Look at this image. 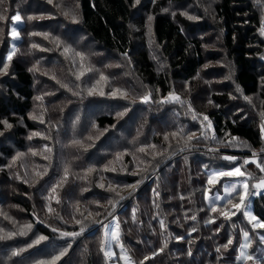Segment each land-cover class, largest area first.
<instances>
[{
    "label": "trees",
    "instance_id": "obj_1",
    "mask_svg": "<svg viewBox=\"0 0 264 264\" xmlns=\"http://www.w3.org/2000/svg\"><path fill=\"white\" fill-rule=\"evenodd\" d=\"M134 1L77 0L79 23L74 32L79 30L105 53L118 56L131 53L134 51L130 29ZM165 1L182 7L191 0ZM2 2L0 0V16L6 12ZM12 2L15 7L16 3ZM213 9L223 37L225 58L232 63L234 73L231 83L223 81L219 84V93L214 92L209 96L211 109L202 113L196 105L195 110L208 117L211 124V128L207 129L209 142L218 151L222 152V147L227 146V141L232 137L248 144L251 149L259 150L262 139L257 118L233 114L229 107L236 93L246 97L259 93L264 100V35L261 34L258 8L251 0H219ZM16 12L25 16L23 11L14 8L13 14ZM176 22L157 14L153 20V35L161 46L164 58L171 64L169 79L192 86L191 90L196 94L202 86L201 73L205 71L206 57L216 59L221 56L204 53V45L196 33L214 30L215 26L211 27L207 21L190 23L184 18ZM9 24L6 23L5 28ZM17 55L15 53L8 61L10 71L2 80L4 90L0 91V135L5 131L4 122L14 129V133L0 141V156L11 158L16 152L31 151L38 154L37 159L45 165L46 170L33 171L27 166L28 159L17 168L10 164L13 157L8 165L0 163V176L6 181L10 175L14 177L9 185L18 192L12 196V203L21 210L23 219L20 222L26 233L16 234L14 239L19 243L8 245L13 252L24 249L26 254L10 260L8 264H19L18 261L21 264H40L41 261H50L65 249L66 254L57 261L59 264H112L100 250L102 246L105 247L102 241L106 222L111 220L119 224L120 243L131 257L132 264H237L243 233L250 232L247 223L234 219V215L231 219L218 215L217 209L225 204H208L202 194L193 213L183 205V200H178L180 192L176 193V186L172 188L167 173H162L164 180L161 178L158 184L153 176L160 165L155 169L147 167L148 158L165 147L160 145L157 136H152L142 146L139 142L132 146L120 142L123 137L124 141L132 137L131 131L123 128L130 121L124 125L118 122L113 112L104 109L105 102H77L63 107L58 104L59 99L50 97L43 102L39 99L43 114L38 113V117L33 119V100L40 94L33 90L35 79L26 68L24 58ZM1 59L3 61V57ZM134 59L144 78L159 89L161 96L171 92L166 76L154 74L145 53L137 54ZM210 72L206 71L203 75ZM70 92L69 95L75 94L73 89ZM120 110L126 111L127 108L118 106L114 112ZM182 124L186 128L189 126L186 121H182ZM113 130L116 134H113ZM168 131L160 130L159 133ZM62 132L64 135H60ZM29 134L33 135L31 139L30 136L26 138ZM66 147L69 151L64 150ZM45 148L52 151L46 152ZM120 151L123 155L117 156ZM65 168L68 169L66 180ZM89 169L93 171L89 172ZM143 170L149 180L144 198V190L140 186L144 179L140 176ZM41 180L48 188H44ZM36 185L44 189L41 195L36 192ZM53 188L56 189L55 193ZM47 196L52 198L47 199ZM236 196L240 198V191ZM169 199L171 201L167 202ZM49 207L53 209L52 212L48 211ZM252 213L264 223V196L252 199ZM0 219L3 220L1 216ZM220 220L223 228H219ZM161 221L164 222L163 228ZM29 224L32 225L31 229L25 227ZM2 227L11 228L8 224ZM53 228L57 231H53ZM81 228L84 231L77 237L61 235L64 232H80ZM39 236H46L47 239L36 244ZM229 240H232L230 245ZM225 245L228 246L224 252L222 248ZM252 256L258 264H264V254ZM242 264L252 262L246 260Z\"/></svg>",
    "mask_w": 264,
    "mask_h": 264
},
{
    "label": "rangeland",
    "instance_id": "obj_2",
    "mask_svg": "<svg viewBox=\"0 0 264 264\" xmlns=\"http://www.w3.org/2000/svg\"><path fill=\"white\" fill-rule=\"evenodd\" d=\"M12 1L16 3L15 7ZM12 1L3 0L2 2L6 12L1 15L4 19H0V22H3L0 23L2 28L0 30V55L1 58L3 57V61L0 58V67H2L0 68V91L4 90L2 80L10 71L8 63L10 61L8 59L9 53L15 48V53L24 58L26 68L34 76L33 90L35 93L38 92L40 94L39 97L42 102L50 97L59 99L58 104L63 107H67V104L70 103L76 104L77 102L83 104L90 101L95 103L105 102V108H103L108 112H113L118 122L124 125V123L130 121V124L123 128L129 132L131 131L132 137L125 141L123 137L120 142H125V144L130 146L139 142V145L142 146L148 143L152 136H157L160 145L166 147V149L164 147L162 150H157L153 157L148 158L147 167H154L155 169L160 165L159 168L154 170L156 172L153 179L157 183H161L162 173H167L170 176L172 188L176 186V193L180 192L178 200H183L185 202L183 205L189 207L193 213H195L193 210H196L198 206L197 199L202 194L205 198L207 196L208 204H225L217 209L218 215H221L222 210H228L229 212H235L234 219L247 223L248 227H246L250 229L248 241H245L243 235L238 256L236 257L237 264H242L246 261L242 258L238 259L241 251L251 256L264 254V239H262L264 238V228L258 227L254 229L243 214V210L252 213L253 198L264 196V189L257 190L252 187L264 177V172H261L260 168L257 167V164L264 167V135L261 133V124L264 123V116L261 115V113H264V100L260 98L259 93L251 97L236 93L229 104L231 113H240V115L243 114L245 117L257 118L262 139L259 150L251 149L248 144L241 141L229 140L226 143L227 146L222 147L223 150L228 152L218 151L216 146L210 145L209 132L207 130L209 121H205V115L202 114L212 107L209 96L211 94L214 95V92L219 93L221 90L219 84L223 83V81L231 83L234 73L232 63L225 58V51L222 48L223 43L221 41L223 39L222 33L214 18L213 8L219 0H191L189 4L182 7H176L165 0H139V2L135 0L133 21L130 24V29L133 33L134 51L124 56L105 53L79 30L76 29L77 31L74 32L79 23L77 0H51V2L50 0ZM251 1L258 8L257 12L260 15L262 26H264V0H259V3L257 0ZM14 8L17 11H23L25 16H21L17 12L13 14ZM17 14L22 18V23L15 25L17 30L20 31V39L13 41L9 35L14 26L11 18ZM157 14L167 16L175 22L184 18L190 23L207 21V24L211 27L215 26L214 30L196 33V37L200 38L204 45V53L209 52L221 55L216 59L206 57L205 71L201 73L202 86L196 91V94L192 92V86L182 81L173 82L168 77V74H171V71L169 72L171 64L164 58L161 46L158 45L153 35V20ZM29 16L35 17V19L28 20ZM189 17L192 18L190 19ZM6 23H10L7 28H5ZM34 32L41 35H32ZM44 33L48 34L47 39L44 38ZM34 43L38 45L37 48H32ZM20 44L23 46L19 47ZM65 48H68L69 51L65 52ZM139 53H145L148 64L151 65V69L156 76H166L168 85L171 88L169 94L161 96L159 89L155 88L144 78L143 72L138 69L137 62L134 59V56ZM5 64L8 65L6 70H4ZM56 65H61V67ZM206 71L211 72L203 75ZM77 76H79V79H77ZM101 76H104L105 79L101 80ZM71 88L74 90V95H69L71 93L70 90L72 91ZM90 90H93L91 95L89 94ZM114 92L115 96H113ZM170 94L179 96L181 101L185 103L168 101L167 98ZM146 95L149 96L147 103L143 102V97ZM38 101L39 99L36 97L33 100L35 117H38V113L43 114V111L40 110L43 106L42 102ZM196 105L202 113H198L195 110ZM118 106L127 108V110L114 112V109H117ZM190 108L191 111L189 110ZM121 113L123 115H120ZM193 113L196 114L195 120L192 118ZM182 121L189 122V126L187 128L185 125L182 126ZM17 127L20 128V126ZM156 130H158V133ZM160 130L169 131L163 134L159 133ZM112 132L116 134L114 130ZM173 132L177 133L175 137L172 136ZM11 133H14V129L5 126V131L0 135V141H3ZM60 135H64V132ZM29 136L33 135L29 134L26 138ZM165 136L168 137L167 140H165ZM189 136L193 138L189 140ZM58 150L59 148L56 149L55 153ZM64 150L69 151V148L66 147ZM150 150L153 149L150 148ZM15 151L16 149L13 150V153ZM146 152L148 153V150ZM235 152H244L246 154L240 155L235 154ZM253 153H256V163L244 164L245 160L252 161L254 159ZM18 154H22L19 159H17ZM121 155H123L122 151L117 156ZM224 156H232L236 159L225 160L223 159ZM12 157L14 159L10 161V164L16 168L23 164L24 160L28 159L27 166L33 171L38 169L46 170L45 165H42V162L37 159L38 154L33 155L31 151H19ZM11 158L0 156V163H7L6 165H8ZM237 167H240L246 173L244 177L226 176L220 178L215 185L208 183L211 173L232 171ZM20 173L23 174V170ZM145 173L146 171L143 170L140 174L144 178L140 183V186L142 185L141 189L144 190V193H142L143 198L147 195V192H145L147 188L145 187H148L149 184ZM21 177L23 180L25 179L23 176ZM13 178L10 175V178L6 181L0 176V216L3 219H0V236L5 237L0 239V264H8L10 260L22 258L26 254V252L19 251V255L13 256L12 249L8 247V245L19 243L15 242L14 237L16 234L20 235L23 224L20 222L23 219L20 208H17L12 203V196L18 192L12 185H9ZM162 179L164 180V178ZM57 181H60V179H57ZM40 182L44 188H48V185L43 180ZM245 184L248 186L249 195L245 205L242 206L243 210L237 211L232 205L236 201L239 203L240 198L236 195L238 191H240V195L244 192L243 186ZM38 185L35 186L36 192L41 195L44 189H41V186L38 187ZM232 185H235V191L229 196L226 194L225 189ZM229 200L231 203H228ZM170 201L171 199L167 200V202ZM7 212L9 214H6ZM16 213L20 215H16ZM5 220L8 221L6 222L11 228L2 227L7 225L4 222ZM220 223L219 228H223L224 224L221 220ZM116 225V220L106 222L103 234L107 228L109 236L105 243V249L113 254L109 258L112 264H124V260L121 259V248L111 238V233L116 230ZM209 232L210 229H208ZM8 233L12 234L11 238H8ZM219 239L223 240L222 237ZM245 243H248L249 247L242 249L241 245ZM226 250V247L222 248V251L225 252ZM66 257L67 255L64 259ZM82 257H84V254ZM25 262L28 263L29 260H25ZM18 263L21 264L22 262L18 261ZM56 264L59 263L56 262Z\"/></svg>",
    "mask_w": 264,
    "mask_h": 264
},
{
    "label": "snow or ice",
    "instance_id": "obj_3",
    "mask_svg": "<svg viewBox=\"0 0 264 264\" xmlns=\"http://www.w3.org/2000/svg\"><path fill=\"white\" fill-rule=\"evenodd\" d=\"M51 2V0H50ZM137 2H139V0H137ZM257 2L259 3V0H257ZM190 19L192 17H189ZM0 19H4V17L0 16ZM12 23H13V27L11 29V31L9 32V35L11 36V39L13 41L15 40H19L20 39V31L17 30V28L15 27V25L17 24H20L22 23V18L19 14L13 16L12 18ZM28 20H32V19H35V17H32V16H29L27 18ZM73 22H75V20H73ZM261 34L264 35V26L261 27ZM32 35H41L40 33H32ZM44 38L47 39L48 38V34L47 33H44L43 34ZM38 45H36L35 43L32 44V48H37ZM43 50V49H41ZM65 52H68L69 49L68 48H65L64 49ZM15 52H16V49L13 48L12 52L9 53V56H8V59L11 60L12 59V56L15 55ZM77 55H79V53H77ZM81 59H83V57H81ZM8 67L7 64L4 65V70H6ZM31 70V69H30ZM82 74V73H81ZM77 79H79V76H77ZM101 80H104L105 77L104 76H101L100 77ZM239 91V89H237ZM92 91L93 90H90L89 91V94L91 95L92 94ZM119 91V90H117ZM101 95H103V93H101ZM113 96H115V92L113 93ZM37 99H40V97H37ZM168 101H171V102H177V103H185L184 101H181V98L175 94H170L169 97L167 98ZM149 101V96H144L143 97V102L147 103ZM191 111V108L189 109ZM120 115H123V113H121ZM262 116H264V113H261ZM33 119H36V117H32ZM194 120L196 119V114L193 113V117H192ZM204 120L207 121L208 120V117L205 116L204 117ZM5 123V126L10 128L11 125L10 124H7V122H4ZM41 123H43V120L41 119ZM208 128L210 129L211 128V124L209 122L208 124ZM261 133L262 135H264V123L261 124ZM33 135H38V133H33ZM177 135V133L173 132L172 133V136L175 137ZM193 137L192 136H189L188 139L191 140ZM29 139H31V137H29ZM168 137L165 136V140H167ZM237 138L236 137H232V140L235 141ZM247 146V145H245ZM154 147V146H153ZM45 151L46 152H51L52 150L50 148H45ZM141 152L144 151L143 148L140 149ZM22 155V154H18L17 156V159H19V156ZM33 155H36V153H33ZM253 157L254 159L252 161H249V160H245L244 161V164H248V163H256V160H255V157H256V153H253ZM45 159H47V157H45ZM223 159L225 160H235L236 158L235 157H232V156H224ZM257 167L260 168V171L261 172H264V167H262L260 164H257ZM107 170V169H106ZM89 172L93 171L92 169H89L88 170ZM37 175H39V173H37ZM67 175H68V169L65 168V180L67 179ZM246 175V173L244 171L241 170L240 167H237L235 168L234 170L232 171H219V172H213L209 175V178H208V183L210 185H215L219 180L220 178L222 177H233V176H236V177H244ZM101 187H103V185H101ZM132 187H135V185H133ZM244 192L240 195V201L238 204H234L232 205L237 211H241L243 210L242 206L245 205V201L247 200L248 198V186L247 184H245L244 186ZM253 188L259 190V189H264V177H262L259 181V183L257 184H254L252 185ZM53 193H55L56 189L53 188L52 189ZM235 191V185H232L230 186L229 188H226L225 189V192L227 195H231V193ZM158 195V194H157ZM52 197H50L49 199H51ZM207 198V196H206ZM228 203H231V201L229 200ZM213 211H216L215 208L212 209ZM48 211L49 212H52L53 209L51 207L48 208ZM243 214L244 216L248 219L249 223L252 224L253 228H264V223H261L257 217H255L254 215H252L251 212L247 211V210H243ZM221 215L224 216L225 219H231V217L233 215H235V212H229L227 210H222L221 211ZM193 219H195V217H193ZM210 222H213V221H210ZM79 223V222H78ZM164 226V222L161 221V227L163 228ZM26 228L28 229H31L32 225H26L25 226ZM53 231H57V229L53 228L52 229ZM84 231V228H81L80 229V232H71V233H68V232H64V233H61L62 236L64 237H77L79 236L81 233H83ZM21 235H25L26 233L24 232V230L22 229L21 232H20ZM244 235V239L245 241H248V233L247 232H244L243 233ZM12 234L11 233H8V238H11ZM108 236H109V232L107 231V228L105 230V233H104V241H102V245L104 243H106L107 239H108ZM5 237L4 236H0V239H4ZM111 238L112 240L120 246L121 248V253H122V256H121V259L124 260V264H132V260H131V257L127 254V252L125 251L123 245L120 243V233H119V224L116 225V230L113 231L111 233ZM47 237L46 236H39L38 239L35 241L36 244L40 243L41 241L43 240H46ZM264 239V238H262ZM232 244V240H229L228 241V245ZM228 245H225V247L227 248ZM32 245H29V247H31ZM70 247V245H69ZM249 247V244L248 243H245L243 245H241V248L242 249H246ZM24 249H21L20 251H23ZM102 252H104V256L107 259L111 258L112 257V253L111 251H105V247H101L100 249ZM219 250V249H218ZM67 252V249H65V251H62L59 253V255H56V256H53L52 259L50 261H41L40 264H56L57 261H59L61 259V257H63ZM13 256H16V255H19V251H14L12 253ZM244 259V260H247V261H251L252 264H258L257 260H255L253 258V256L251 255H248L246 254L245 252L241 251V255L240 257H238V259Z\"/></svg>",
    "mask_w": 264,
    "mask_h": 264
}]
</instances>
